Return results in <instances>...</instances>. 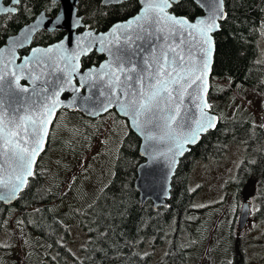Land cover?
I'll return each instance as SVG.
<instances>
[{"label": "water", "instance_id": "water-1", "mask_svg": "<svg viewBox=\"0 0 264 264\" xmlns=\"http://www.w3.org/2000/svg\"><path fill=\"white\" fill-rule=\"evenodd\" d=\"M124 1L127 0H103V4H120ZM180 1L173 3L169 0L170 6L164 10L167 16L186 18L189 24H199L201 18H207L209 0H193L203 12L194 19L172 11V6ZM52 2L60 3V9L56 15H49L45 10L41 11L31 22L10 35L0 46V124L8 120L15 122L18 118L23 119L27 116L37 120L38 123L40 119L48 121L46 130L42 132L45 142L32 164L33 175L25 177L27 183L16 192L12 199L0 201L6 206L18 202L31 178L36 174L39 160L47 150L53 125L62 110L78 111L92 119L115 111L127 120L130 130L141 141L139 153L144 161L138 165L134 181L141 204L145 205L151 201L156 209L168 206L173 177L181 159L201 141L203 135L218 126L220 116L212 111V106L206 109L207 115L215 120L216 126L207 132L199 133L195 142H190L191 130L196 128L195 122L201 119L200 109L197 106L199 101L193 93L195 84L184 95L181 115L177 117L176 123L171 128L165 127L162 120H156L150 114L140 116L137 120L135 108L131 106L130 101L133 99H136L138 103L140 101L139 95L135 97L132 95L135 89L144 87L145 91H148L149 76L154 72L155 66L149 68L145 61L152 64L162 52H167L171 57L174 53L170 49H175L176 53L185 57V60L196 65L202 54L196 42L199 37L193 39V36H196L195 33L193 36L188 35L191 29H179L167 20L164 14H160L164 22L152 23L158 10L149 9L148 5L161 3L162 0H139L140 9L136 14L115 22L103 31L91 28L84 21L83 16L79 14V0H52ZM19 3H15L14 0H9L8 3L6 0H0V16L17 13ZM221 9L223 18L217 20L218 28L209 33L212 54L205 91V98L209 105H211L209 93L216 54L215 35L220 32L221 23L227 17L225 0L221 4ZM137 16L141 18L139 21L135 19ZM57 17L61 18V25L53 23ZM129 21H131L130 24ZM138 24H143V29L138 28ZM116 25L121 27L114 29ZM56 30L65 32L61 40L49 45L33 44L35 36L40 31L54 32ZM27 48L28 53L21 54V51ZM117 49L121 52H117ZM93 52L104 56V59L99 64L84 68L83 58ZM118 56L131 61V65L127 62L123 65L125 69L135 67L138 72L141 69H147L144 73L143 85L138 82H128L131 84V87H128L114 82L113 73L119 74L121 82L125 81V75L120 74L117 69ZM129 74L135 76L134 73ZM188 93L192 95L189 96ZM53 104H55L54 110L49 115L48 109L52 108ZM125 105L129 107L125 109ZM126 111L127 114H125ZM7 127L12 131L16 130L11 123L7 124ZM25 146L29 145L25 144ZM6 159L0 155V165H3ZM5 175L3 169H0V176ZM0 191L5 189L0 188ZM250 215L251 204L245 200L239 211L238 228L240 230L247 226Z\"/></svg>", "mask_w": 264, "mask_h": 264}, {"label": "trees", "instance_id": "trees-1", "mask_svg": "<svg viewBox=\"0 0 264 264\" xmlns=\"http://www.w3.org/2000/svg\"><path fill=\"white\" fill-rule=\"evenodd\" d=\"M225 4L227 17L221 23L220 32L215 35L216 54L209 93L212 107L217 100L227 101L243 86H251L264 93V59L260 57L258 44L261 36L259 26L264 19V0H225ZM59 9L60 3H53L52 0H20L17 13L0 16V46L41 11L56 15ZM78 9L91 28L103 31L115 22L136 14L140 2L127 0L120 4L104 5L103 0H79ZM172 11L190 19L203 13L193 0H181L172 6ZM64 35L65 32L60 30L40 31L33 44L49 45L61 40ZM28 50L21 53L25 54ZM103 59L104 56L93 52L84 57L83 67L99 64ZM68 112L73 119L84 117L78 111ZM102 127L103 124L100 125ZM56 143L57 140L50 138L47 150ZM140 143L139 137L130 130L119 151L115 177L85 211L86 218L82 224L88 231L89 240L83 251L87 262L152 264L153 255L142 253L144 247L148 243L157 245L169 239L168 258L176 262L183 260L184 251H188L191 245L181 243L180 232L191 230L196 225L195 220L200 217L198 213L203 211L193 206L195 191L190 187L191 173L197 162L220 159L233 146H245L247 150L237 171L239 202L244 198L241 195L245 196L248 187L256 182L259 202L257 215L264 221V122L255 123L244 115L233 119L220 117L218 126L203 135L201 141L181 159L173 177L169 205L157 209L151 201L142 205L134 186L137 167L144 161L139 153ZM68 195V192L53 193L45 185L38 165L35 176L16 204L6 206L0 201V238L10 217L18 219L20 215L27 216L29 209L37 205L44 218L38 228L43 230L42 235L47 241L57 242L66 227L51 206ZM238 214L239 210L236 216ZM44 231L49 233V238Z\"/></svg>", "mask_w": 264, "mask_h": 264}, {"label": "rangeland", "instance_id": "rangeland-1", "mask_svg": "<svg viewBox=\"0 0 264 264\" xmlns=\"http://www.w3.org/2000/svg\"><path fill=\"white\" fill-rule=\"evenodd\" d=\"M259 30L260 57L264 59V19ZM212 110L224 119L244 115L260 124L264 122V93L243 86L227 101H215ZM129 131L126 119L115 111L98 119H73L66 110L58 114L50 136L57 143L42 155L38 165L45 185L53 193H69L66 199L51 206L66 230L57 242L47 241L38 228L44 221L42 210L33 205L27 216L6 221L0 245L10 246L0 247V264H91L83 251L89 234L82 220L86 218L85 211L115 177L119 151ZM246 152L245 146H233L220 159L196 163L190 187L195 191L193 206L203 211L198 213L200 217L191 230L180 232L181 243L191 248L184 251L183 260L176 262L167 256L170 239L157 245L148 243L142 253H152V264H264V221L257 215V184L253 182L248 187L240 202L236 185L238 167ZM245 200L250 201L251 217L240 230L236 212Z\"/></svg>", "mask_w": 264, "mask_h": 264}, {"label": "snow or ice", "instance_id": "snow-or-ice-1", "mask_svg": "<svg viewBox=\"0 0 264 264\" xmlns=\"http://www.w3.org/2000/svg\"><path fill=\"white\" fill-rule=\"evenodd\" d=\"M15 3H19L20 0H14ZM173 3L178 0H172ZM223 0H209L207 5L208 14L207 18H201L199 24H189L186 18H177L174 16H167L165 8L169 7V0H162L161 3H150L149 9H157V16L152 23L160 24L164 22V18L160 14H164L167 20L171 21L172 24L178 26L179 29H191L188 32L189 36H193L199 45L202 54L198 64L193 65L190 61L185 60L184 56L176 53L175 49H170L173 56L169 57L167 52H162L161 56L153 61L152 64H145L149 68L155 66L154 72L149 76V84L147 85L148 91H145L144 87L135 89L132 92L133 97L139 95L140 101L136 99L130 101L131 106L135 108V116L137 120L140 116L150 114V116L156 120H162L164 126L171 128L176 119L181 115V106L183 104V97L187 93L189 88L195 84L193 93L196 95V99L199 101L198 107L201 113V119L197 120L196 128L192 129V137L190 142H195L196 136L201 132H207L210 128H215L216 123L212 117L207 115L206 109L210 108L211 105L207 103L205 98V91L207 89L206 77L210 71V58L212 54V41L209 33L218 28L217 20L223 18V12L221 4ZM11 11V9H6ZM136 20L141 18L137 16ZM54 24L61 25L62 20L57 17ZM129 24L131 21L128 22ZM121 25L114 26V29H119ZM138 28L143 29V24H138ZM117 52H121L117 49ZM123 55V54H121ZM131 65V61L122 59L121 56L117 57V69L120 74L125 75V81H120V76L117 73H113L115 76V83L117 85H127L131 87L132 83H140L143 85L145 79L144 73L147 69H141L139 72L135 67H129L125 69L123 65L125 63ZM134 73L135 76L129 74ZM189 96L192 93H188ZM53 107L48 109V114L54 110ZM129 105H125L127 109ZM127 114V111L125 112ZM13 124L16 127L15 131H12L7 127V124ZM48 121L46 119H40L39 123L37 120L27 116L23 119L18 118V121L8 120L4 124H0V155L6 157L3 165H0V169H3L5 176H0V188L5 191H0V200L12 199L16 192L20 190L26 183L25 177L32 176V164L34 158L42 150L45 142L42 132L46 130ZM31 124V128H29ZM139 127V123H137ZM159 127V124H157ZM190 127V126H189ZM27 138V139H26ZM149 139H153L149 137ZM28 144L29 146H25ZM7 165V167H4ZM20 223V222H18ZM3 247H9L10 245H0Z\"/></svg>", "mask_w": 264, "mask_h": 264}]
</instances>
